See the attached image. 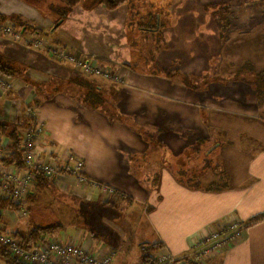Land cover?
<instances>
[{
	"label": "crops",
	"instance_id": "crops-1",
	"mask_svg": "<svg viewBox=\"0 0 264 264\" xmlns=\"http://www.w3.org/2000/svg\"><path fill=\"white\" fill-rule=\"evenodd\" d=\"M17 1L0 0V28L9 23L24 38L36 35L48 46L35 49L0 29V53L20 71L18 78H10L15 90L0 88V118L11 122L13 100L22 108L35 107L36 122L46 132L44 150L62 162L77 156L86 164V182L65 173L49 179L45 189L27 200L35 209L44 203L73 213V227L55 226L59 233L51 239L71 241L99 255L112 254L111 264H142L141 248L146 244H159L162 251L183 257L211 230L241 221L247 224L242 237L202 264H264V219H257L264 216V96L236 76L247 63L264 71V12L256 14L257 25L254 14L241 16L246 29L230 33L223 43L217 26L207 30L205 8L237 0L205 1L199 9L202 23L193 17L181 31L174 29L169 7L166 13H146L140 11L141 0H131L114 11L98 6L68 15L53 31L51 44L43 39L44 28L55 27L58 18L34 26L27 17L33 13L26 2L30 0ZM15 19L28 26L26 31ZM51 47L93 62L116 79L85 76L72 63L53 59ZM209 64H217L221 75H230L219 87L221 92L215 86L195 91L165 74L178 69L203 76ZM81 77L104 97L100 109L85 101L92 86ZM174 125L178 130H169ZM165 126L168 130L158 133ZM25 129L24 124L21 131ZM144 133L157 135L155 141ZM189 146L209 152L201 171L185 179L184 153ZM85 207L94 210L93 221H86L87 228L81 230V214L89 218ZM23 211H2L8 232L28 235L43 228L37 221L29 226L30 218L19 216ZM61 228L74 234L64 236ZM118 254L121 263L115 260ZM0 264H7L1 256Z\"/></svg>",
	"mask_w": 264,
	"mask_h": 264
},
{
	"label": "built area",
	"instance_id": "built-area-1",
	"mask_svg": "<svg viewBox=\"0 0 264 264\" xmlns=\"http://www.w3.org/2000/svg\"><path fill=\"white\" fill-rule=\"evenodd\" d=\"M6 35L15 41H25L35 49L47 48L48 44L33 35L30 39L23 37L21 31L7 23L0 28ZM51 57L58 62H70L76 70L85 76H97L107 80L116 79L111 71L99 68L93 62L86 61L70 54L58 47L50 48ZM0 88L6 91L15 90V82L0 73ZM9 119L12 124L23 125L24 117L34 118L30 128L22 131L21 149L24 167L16 165L5 166L2 159L10 154L7 149V142L0 136V198L14 200L21 204L37 194L39 177L56 179L59 175L68 173L81 182H86L85 161L77 156H69L66 162L53 153L44 150L45 129L36 122V109L24 110L19 100H13L9 108ZM100 185L95 183V186ZM104 191L113 190L103 187ZM20 210V211H21ZM247 224L241 221H234L224 229L211 230L199 239L193 250L183 256L176 257L173 254L159 250L155 256L158 264H202L208 258L221 253L242 237ZM0 245L15 260L23 264H111L112 254L99 255L71 241L48 239L31 250L21 245V238L9 233L0 222ZM155 255V254H154Z\"/></svg>",
	"mask_w": 264,
	"mask_h": 264
},
{
	"label": "rangeland",
	"instance_id": "rangeland-1",
	"mask_svg": "<svg viewBox=\"0 0 264 264\" xmlns=\"http://www.w3.org/2000/svg\"><path fill=\"white\" fill-rule=\"evenodd\" d=\"M9 1H12V0H9ZM14 1H17V0H14ZM22 1L25 2V0H22ZM205 1L209 2L211 0H141L140 11L147 13V12H153L156 9H160L162 11L164 10L163 13H166L165 8L169 7V9L167 11L171 15V19L170 18L169 19L173 21L174 29L180 30V29L187 28L189 22L191 21V19H193V17L195 19L194 20L195 23H200V24L202 23V21H203L202 17L203 16H202V13L199 12V9L203 6ZM26 2L29 3L30 7L33 10L32 15L28 14L27 17L29 18L28 20L33 22V23L32 22L31 23L34 26H39L45 20L53 21V19H57L61 15L60 10H63V8H65V4L59 0H30V2L29 1H26ZM236 2H238V1H236ZM262 2H264V0H248L244 3L238 2L237 3V5H239L238 14L228 17V19L230 21L231 20L232 21L230 22V27L228 28L227 36L232 32H233V34L236 33L235 30H245L246 29V27L242 26V25H244V22H242L240 20L241 16L254 14L255 18L253 20V25H257L259 19L256 17V14H258L259 11L264 12V4ZM81 9H83V10H81ZM83 11H86V9L84 6H81V7H79V9H77L75 11H70V15L71 16L72 15H79ZM87 11H89V10H87ZM135 11H137V10L135 9ZM212 11H216V10L213 9ZM212 11L207 10V13H206L207 17L209 18V21H208L207 27H206L207 30H212L216 26L215 18L212 21V18H213L211 16ZM132 15H134V12L131 14L130 18H133ZM41 18H42V20H41ZM36 19H39V20H36ZM60 22H61V20L59 21V23ZM80 23H82V25H84L86 22L84 20H82V22H80ZM16 25H18L17 22H16ZM131 25L134 28H137L138 22L136 20L132 19ZM54 28L55 27H53L49 30L44 28L47 36H44L43 39L48 40V42L51 44L53 42L50 39V37H52V39L54 40L55 35H56V31L54 33L52 31ZM201 29L202 28H200V30ZM207 39H208V36H207ZM215 43H216L215 38L211 37L210 38L211 51H213L214 53H215V51H214ZM257 60L261 61V57L259 56V54H257ZM242 65L246 66L247 64H242ZM228 66L229 65L227 64V68H228ZM215 67H216V65L209 64V67L205 71L207 76L212 77V81H211V83H209L207 85L206 89L209 88L210 86H215L216 91L221 92L219 90V87L223 86V82H227L230 79V75H221L222 71L221 72L217 71V68H215ZM187 71H189V70H187ZM256 73H261V72L256 71L254 68L252 71H249L246 74V77L244 79L245 83H248L250 86H252L254 88H256L255 83L257 82L256 81V78H257ZM208 152H209V150L206 151V149L203 148V146H202V148L201 147H192V146L187 147V149L184 153V156H185V160H186V168H187L188 175H184L185 179H187L188 177L192 178L193 175H196L201 171V168L204 167L207 163V157H205V156H207ZM42 204H44V203H42ZM42 204L36 205V206H39L40 208L35 209V205L32 202L31 203L25 202L24 203V211L21 212L19 215L20 218H22L24 220L30 218V219H28L29 223H27L29 226L33 225V221H37V222H39L38 225H40L43 228L55 227L59 224H63L64 227H66V226L67 227H73V225H74L73 216L74 215L72 212L64 210L65 208H61V209L53 208V207H48L47 205H42ZM84 211H86V214L89 216V218L87 219L86 215L81 214L83 219H81V218L79 219V223L77 226V228L81 229V230L84 229V227L87 228V222L90 220L93 221L92 216L94 215L93 214L94 210L91 211V209L88 207H85ZM25 212L27 215H25ZM6 219H7V217H6ZM24 220H21V222L24 223ZM8 222H9V220L7 221V223ZM25 228L27 229V226ZM61 229L64 230V232H63L64 236H66V235L70 236V235L74 234L72 232V230L69 228H61ZM30 231H32V230H30ZM58 231H59V229H58ZM58 231L49 234L48 239H51L54 235H56V233H59ZM74 231H75V229H74ZM104 237L108 238L109 236H108V234H105ZM1 260L4 263H6V261L4 259H2V257H1ZM115 260L118 263L122 262V257L120 256V254L117 255Z\"/></svg>",
	"mask_w": 264,
	"mask_h": 264
},
{
	"label": "trees",
	"instance_id": "trees-1",
	"mask_svg": "<svg viewBox=\"0 0 264 264\" xmlns=\"http://www.w3.org/2000/svg\"><path fill=\"white\" fill-rule=\"evenodd\" d=\"M62 3L65 4V8L63 10H60V17H58V20L55 22V25L60 21L64 20L70 15V11H73L74 9L84 6L86 10H93L94 8L98 6H104L107 10L109 11H114L117 10L125 5H129L131 0H59ZM238 2H246L248 0H237ZM236 1L231 2V3H223V4H209L206 6V12L207 10H213L215 9L216 11H212V16L216 20V26L217 29L219 30L220 38L223 40V43L225 42L226 36H227V31L228 28L230 27V21L228 17L237 15L239 11V5H237ZM15 24L17 22L18 27L22 29L28 28V26L24 23H21L19 21H16L15 19ZM17 64H14L11 62L9 59L5 58L0 53V73L3 74L4 76H7L9 78H18V72L19 69H17ZM215 68L218 69L217 64ZM253 67L252 64L247 63L246 66H243V68L238 72L237 76L243 79L246 76L247 72L252 71ZM165 71V70H163ZM165 74L170 77V78H175L179 79L186 87L195 90V91H200L204 90L209 83L212 81L211 76H207L206 74L203 76H196V75H189V74H184L181 73L180 70H174L173 72L170 71H165ZM256 88L259 97L264 96V71L261 73H256ZM80 81L86 82L91 84L92 89L88 91L85 97V101L89 105L90 108L92 109H100L101 107L104 106L105 104V99L103 96L100 95L99 92H97V86L93 85L91 82L87 81L85 77H81ZM24 110H27L28 107L25 108L23 107ZM31 109H36L31 108ZM34 122V118L32 117H24L23 120V125L25 124L27 128H30L32 123ZM22 126H17L15 124H12L9 121H6L3 118H0V136L1 138L7 139V149L10 152L6 158H3L2 161L5 166H11V165H16L19 168H23V160H22V149H21V135L22 131L21 129L23 128ZM169 126H165L163 129H159L158 133L160 131H165L168 130ZM177 125H174L173 128L169 127V130L175 131L178 130ZM181 128L179 129V131ZM184 133V131H182ZM145 136L149 137L151 141H155L156 136L153 133H144ZM48 178H44L42 176L39 177L38 180V185H37V191L41 189H45L47 187V182ZM22 205L17 204L14 202V200H8V199H2L0 198V222L3 223V210H14L19 212L21 210ZM257 219H264L263 217L257 218ZM250 224V223H249ZM248 224V225H249ZM59 227H51V228H37L33 230L30 234L28 235H21V234H15L19 238H21V245H23L25 248L28 250L33 249L34 247L38 246L40 242L45 241L47 236L53 232H57ZM161 250V246L159 244H146L142 246L141 252H142V264H158L157 261L155 260L153 254ZM0 256L2 259L6 261L7 264H23L19 262L18 260L13 259L10 257V255L7 253L6 249L3 248L0 245Z\"/></svg>",
	"mask_w": 264,
	"mask_h": 264
},
{
	"label": "water",
	"instance_id": "water-1",
	"mask_svg": "<svg viewBox=\"0 0 264 264\" xmlns=\"http://www.w3.org/2000/svg\"><path fill=\"white\" fill-rule=\"evenodd\" d=\"M60 24H61V22L60 23H57L56 26H55V28L52 31L56 30L59 27Z\"/></svg>",
	"mask_w": 264,
	"mask_h": 264
}]
</instances>
